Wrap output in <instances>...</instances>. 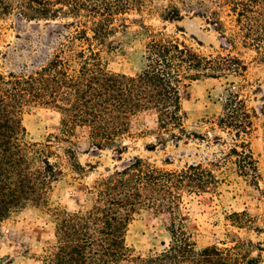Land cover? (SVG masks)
Here are the masks:
<instances>
[{"label": "trees", "instance_id": "obj_1", "mask_svg": "<svg viewBox=\"0 0 264 264\" xmlns=\"http://www.w3.org/2000/svg\"><path fill=\"white\" fill-rule=\"evenodd\" d=\"M244 47L264 65V0H216ZM155 11L163 20L181 16L175 3L156 0H0V18L15 14L32 21L72 18V26L56 30L57 45L46 63L29 72L0 71V236L1 225L29 206L44 207L53 218V240L43 248L41 264H260L251 240L234 232L232 245L199 246L189 228L187 203L205 193H218L216 170L232 167L253 183L260 179L258 161L249 146L257 113L241 94L249 65L239 55L203 53L185 40L164 31H151L144 47V66L135 74L117 73L103 63L100 48L110 44L116 22L131 13ZM212 24L225 36L218 10L210 11ZM231 43V42H230ZM224 79L222 111L203 118L205 133L189 130L182 93L200 79ZM41 105L61 115L58 132L45 141L27 140L23 113ZM149 119L152 133L165 145L183 139L220 144L223 132L236 140L220 149L212 161L188 163L181 168L158 166L141 156L126 161L88 187L90 204L68 211L52 207L54 184L71 169L86 172L72 145L85 135L89 145L121 156L134 137V124ZM65 143L64 159L54 145ZM167 161V164H170ZM186 199L189 202H186ZM146 209L164 218L170 242L160 252L132 256L126 244L129 225ZM238 228H256V216L247 209L229 215Z\"/></svg>", "mask_w": 264, "mask_h": 264}, {"label": "rangeland", "instance_id": "obj_2", "mask_svg": "<svg viewBox=\"0 0 264 264\" xmlns=\"http://www.w3.org/2000/svg\"><path fill=\"white\" fill-rule=\"evenodd\" d=\"M158 5L177 4L180 17L163 20L155 11L131 13L116 22L115 34L110 44L100 48L104 65L111 71L135 75L144 66V47L151 31H164L185 40L197 50L209 54L216 52L233 53L242 57L249 65L246 80L242 81L241 94L257 116L254 131L249 137L255 158L258 161L260 179L257 183L239 176L232 167L227 172L216 170L220 178L218 193H205L193 201L186 199L191 215L189 228L199 246L216 244L219 247L232 245L234 232L243 240H251L259 250L253 255L260 256L264 264V65L255 58V53L234 37L236 31L227 15V9L219 7L216 0H156ZM218 10L225 23V36L212 24L210 11ZM74 19L60 18L56 21L28 22L15 14L0 18V71L29 72L36 69L54 54L57 39L54 32L72 26ZM231 42V43H230ZM224 79H200L193 82L182 93V105L187 113L186 125L189 130L205 133L199 122L222 111L226 96ZM61 115L55 109L41 105H29L23 113L27 128V140L45 141L58 132ZM155 124L141 119L134 124V137L126 140L129 149L119 156L115 151L98 150L89 145L85 135L75 139L72 145L80 163L86 167L78 175L68 167L61 179L54 184L50 194L51 206L68 211L85 209L90 204L88 187L95 179L105 176L135 156L158 166L175 169L188 163L212 161L220 149L227 150L236 141L231 134L223 132L220 144L201 139H183L180 143L168 141L160 144L152 133L140 134L143 129L153 130ZM65 143L54 145L64 159ZM170 161V164H167ZM247 209L256 216V228H238L231 224L229 215ZM53 218L44 207L29 206L13 214L1 225L0 264H41L43 248L53 240ZM170 242L164 218L150 210L143 209L135 215L129 225L126 244L132 256L160 252Z\"/></svg>", "mask_w": 264, "mask_h": 264}]
</instances>
